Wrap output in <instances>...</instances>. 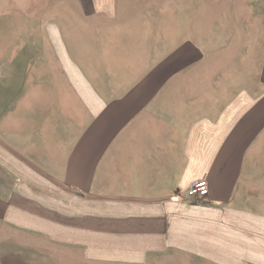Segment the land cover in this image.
<instances>
[{"label":"crops","instance_id":"1","mask_svg":"<svg viewBox=\"0 0 264 264\" xmlns=\"http://www.w3.org/2000/svg\"><path fill=\"white\" fill-rule=\"evenodd\" d=\"M73 1L78 15L52 0L48 14L11 17L37 36L0 46L23 56L0 62V264H264V194L242 171L264 89L222 104L167 94L204 58L203 0ZM227 4L218 22L264 70V0ZM76 43L98 46L99 86ZM199 179L206 198L189 195Z\"/></svg>","mask_w":264,"mask_h":264},{"label":"rangeland","instance_id":"2","mask_svg":"<svg viewBox=\"0 0 264 264\" xmlns=\"http://www.w3.org/2000/svg\"><path fill=\"white\" fill-rule=\"evenodd\" d=\"M227 1L228 0H216L214 2L213 0H203L198 3V12H201L205 19V21L200 24L201 36L203 35L202 28L204 32V36L201 39L203 41L204 58L202 61H199L197 65L193 62V64L188 66L187 70L173 76L175 79L181 81L175 86L168 87L167 94H171L172 96L184 95L189 98L203 95V100H207L208 97H214V101L218 100L220 104H222L224 101L229 102V100L244 89L249 88L252 91H263L264 87L259 88L255 86V84L262 82L261 84L264 86V70H256L254 56L248 59V56H244L243 53L246 38H239L237 34L235 39H230L227 31V23L225 21L218 22L220 15L227 16ZM37 2L36 0H0V18L1 20L3 19V22L0 23V27L4 29L11 26L12 28L10 34L0 30V46L4 47L6 35H10V37L14 38L18 37L20 39L26 35L25 29H28L27 25L30 26L29 23L10 22V20H12L10 19L11 17L18 20L20 17H25L27 14L44 15L52 11V0H43L44 10L41 12L38 10L42 0H38ZM202 4L203 7H201ZM219 4H223V8L218 7ZM59 9L60 11L69 9L73 11V14H80L79 7L73 0H70L69 5H65V2L62 4L61 2ZM4 18H6L7 21L4 22ZM14 25L16 26L15 29H13ZM194 25L193 23L192 26L194 27ZM96 28L97 27H93L91 37L95 40V44L98 45L99 33ZM32 31L34 32V29H28L29 36H37ZM240 33L244 35L243 31ZM190 34L195 37L194 29L191 30ZM197 40L201 41L200 38ZM28 45L30 46V44ZM97 49L98 46L91 50L95 51ZM91 50L83 49L76 43L75 47L71 48V53L76 60L86 65L89 77L95 79L99 86L100 82H103V75L101 73L103 64L101 65L100 63V54L96 52L93 53ZM29 57L30 56H27V58ZM22 58L23 56L0 55V62L6 59ZM136 72L138 73V70H136ZM184 85L187 86L184 87ZM216 97H218V99H216ZM190 106H193V104H190L189 107ZM207 106L208 102L204 101V111L208 110ZM170 107L173 109L175 108L173 106ZM85 111L84 104L77 99L76 115L79 116V114H84ZM254 140L255 145H253L252 150L250 148L242 171L244 173L245 183L251 185L250 189L253 190V192L264 194V130L257 135ZM0 233L3 234L2 231H0ZM14 236L13 234L11 238ZM171 259L174 261L164 264H181L176 256H172Z\"/></svg>","mask_w":264,"mask_h":264},{"label":"built area","instance_id":"3","mask_svg":"<svg viewBox=\"0 0 264 264\" xmlns=\"http://www.w3.org/2000/svg\"><path fill=\"white\" fill-rule=\"evenodd\" d=\"M189 195L192 198H206L209 195L208 181L205 179L194 181L190 187Z\"/></svg>","mask_w":264,"mask_h":264}]
</instances>
